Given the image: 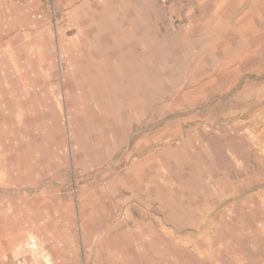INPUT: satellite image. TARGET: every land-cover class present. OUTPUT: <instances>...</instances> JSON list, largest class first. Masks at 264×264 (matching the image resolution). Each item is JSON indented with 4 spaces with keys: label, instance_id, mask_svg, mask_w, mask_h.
Returning <instances> with one entry per match:
<instances>
[{
    "label": "rangeland",
    "instance_id": "1",
    "mask_svg": "<svg viewBox=\"0 0 264 264\" xmlns=\"http://www.w3.org/2000/svg\"><path fill=\"white\" fill-rule=\"evenodd\" d=\"M0 264H264V0H0Z\"/></svg>",
    "mask_w": 264,
    "mask_h": 264
}]
</instances>
